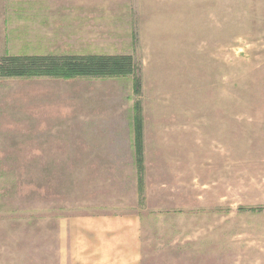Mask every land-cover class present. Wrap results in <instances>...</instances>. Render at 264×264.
<instances>
[{"label":"rangeland","instance_id":"374dc122","mask_svg":"<svg viewBox=\"0 0 264 264\" xmlns=\"http://www.w3.org/2000/svg\"><path fill=\"white\" fill-rule=\"evenodd\" d=\"M49 54L129 55L141 94L0 77V264H57L58 221L90 209L141 214L143 264H264V0H0V56ZM136 100L142 196L132 159L57 150L124 141Z\"/></svg>","mask_w":264,"mask_h":264},{"label":"crops","instance_id":"0c3cea01","mask_svg":"<svg viewBox=\"0 0 264 264\" xmlns=\"http://www.w3.org/2000/svg\"><path fill=\"white\" fill-rule=\"evenodd\" d=\"M99 130L98 126H90L83 132L90 135L87 142L78 148L57 150L64 156L69 150L78 151L80 164L88 166L125 164L119 163L120 156L135 161L133 126L122 142L118 138L112 141V138L93 137ZM143 224V217L137 211L119 214L90 209L84 214L61 218L57 224V264H143Z\"/></svg>","mask_w":264,"mask_h":264},{"label":"trees","instance_id":"16d2710c","mask_svg":"<svg viewBox=\"0 0 264 264\" xmlns=\"http://www.w3.org/2000/svg\"><path fill=\"white\" fill-rule=\"evenodd\" d=\"M140 66L129 55H4L0 56L2 78H52L72 80L80 78L133 77V93L141 94ZM135 165L139 195L144 191L143 116L140 100L133 106Z\"/></svg>","mask_w":264,"mask_h":264}]
</instances>
